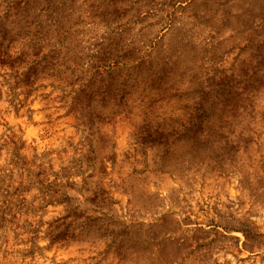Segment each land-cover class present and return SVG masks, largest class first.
I'll return each instance as SVG.
<instances>
[{"label": "clouds", "instance_id": "obj_1", "mask_svg": "<svg viewBox=\"0 0 264 264\" xmlns=\"http://www.w3.org/2000/svg\"><path fill=\"white\" fill-rule=\"evenodd\" d=\"M0 264H264V0H0Z\"/></svg>", "mask_w": 264, "mask_h": 264}]
</instances>
